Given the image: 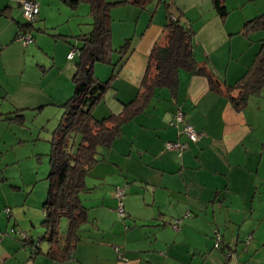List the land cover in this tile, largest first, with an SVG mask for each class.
Here are the masks:
<instances>
[{"label": "crops", "instance_id": "1", "mask_svg": "<svg viewBox=\"0 0 264 264\" xmlns=\"http://www.w3.org/2000/svg\"><path fill=\"white\" fill-rule=\"evenodd\" d=\"M37 1L34 38L24 45L17 40L26 22L21 0H0V264H264L263 125L212 91L208 78L186 70L176 96L163 88L152 98L163 96L169 105L150 109L149 117L146 108L126 123L113 147L104 151V160L87 175L80 195L87 219L72 254L62 260L48 254L49 244L36 238L43 240L45 234L43 204L49 193L42 166L51 151L45 142L51 136V144L62 106L74 95L78 53L73 59L68 54L82 45L80 36L93 30L94 18L86 2L73 7L66 0ZM106 1L115 4L112 53L126 39H132L133 51L95 108L97 118L119 113L136 97L149 55L163 42L171 18L189 21L198 62L225 85L245 75L262 45V32L245 35L243 29L264 14V0H225L231 5L226 18L211 0H150L144 7L132 0ZM116 43L121 44L115 48ZM179 110L201 134L197 142L169 124ZM29 115L39 120L38 135L23 144L31 137L17 130L27 127ZM39 130L47 131L45 138ZM173 141L189 147L180 156L166 149ZM126 184L125 215L120 216L115 191ZM177 219L182 222L175 230ZM67 226L63 220L61 230Z\"/></svg>", "mask_w": 264, "mask_h": 264}, {"label": "trees", "instance_id": "2", "mask_svg": "<svg viewBox=\"0 0 264 264\" xmlns=\"http://www.w3.org/2000/svg\"><path fill=\"white\" fill-rule=\"evenodd\" d=\"M66 1L73 7L83 2L88 3L94 22L93 30L80 36L82 45L77 48L74 95L63 104L62 119L51 140L49 193L43 204V240L48 241V254L58 260L69 257L80 240L78 229L87 219V211L80 195L86 188L87 175L104 160V151L113 147L115 140L123 133V126L147 108L158 89L167 88L176 96L180 73L186 70L208 78L212 91L226 96L237 110H243L249 98L259 94L264 87V14L248 20L243 29L245 35L262 32V45L245 75L233 86L223 84L209 67L198 62L195 54L196 32L187 19L179 16L170 19L164 29L163 42L157 43L152 49L136 97L123 103L119 113L97 118L94 110L113 88L121 67L133 51L132 39H126L115 50L120 57L116 63H112L110 11L115 4L106 0ZM149 1L132 0L131 3L144 7ZM211 1L221 18L229 15L225 0ZM36 21L30 23L26 20L25 24L19 26L18 41L21 33H31L36 29ZM97 63L112 64L113 71L108 79L102 81L97 78ZM63 220L68 222L65 232L61 230ZM27 240L28 237L25 241ZM33 249L36 254L39 246L35 244Z\"/></svg>", "mask_w": 264, "mask_h": 264}, {"label": "built area", "instance_id": "3", "mask_svg": "<svg viewBox=\"0 0 264 264\" xmlns=\"http://www.w3.org/2000/svg\"><path fill=\"white\" fill-rule=\"evenodd\" d=\"M20 6L22 9L23 16L28 22L33 23L38 19L40 13L38 1L21 0ZM19 40L23 42L24 45H28L33 41V36L31 33H21L19 36ZM76 54H77V49H72L68 54V58L73 59ZM169 124L171 126L180 127L179 129L180 135L186 136L188 141L197 142L201 137V134L197 130H195V128L190 123H188L185 120V116L182 110H179L175 113ZM165 145L167 150L176 151L180 156L189 147L187 142H179V141L167 142ZM126 192H127V185L119 186L116 188L115 191V196L118 200L117 212L119 213L120 216L125 215L124 199L127 194ZM8 211L9 209H7V212ZM181 222H182L181 219L175 220L173 224L175 230H178L180 228ZM220 246H221V237L218 235L216 238L215 247L219 249ZM228 256H230V252H227V257Z\"/></svg>", "mask_w": 264, "mask_h": 264}, {"label": "rangeland", "instance_id": "4", "mask_svg": "<svg viewBox=\"0 0 264 264\" xmlns=\"http://www.w3.org/2000/svg\"><path fill=\"white\" fill-rule=\"evenodd\" d=\"M83 7L86 8L87 12L89 11V6L87 4H84ZM230 7H231V5H229V6L227 5V8L228 9ZM237 11L238 10H236V12ZM229 13H230V9H229ZM119 44H121V43L114 44V47L115 48L118 47ZM73 49H75V47H73ZM119 57H120L119 54H117L116 52L114 54L112 53L111 58H112L113 62H116ZM73 64L76 66L75 61H73ZM97 64L98 65L95 67V74H96L97 78L100 79V80H106L108 78V76L112 72V65L109 64V63H97ZM101 69H103L104 72H101ZM98 71L101 72V74H102L101 77L98 75L99 74ZM116 83L117 82H115V84ZM161 90H163V89H159L157 91V93L159 94ZM113 93H115V92L111 91L108 94V96H106L107 97L106 99L108 101H111L112 100L111 97L113 96ZM166 105H169V103L164 99V97L163 96H157L156 95V97L152 100V102L148 105V107L146 109L147 111L149 110V112L146 113V114H144V115L146 117H149L148 115H152L150 109L157 108V110H161L162 108H166ZM245 109L249 112V114L252 113L253 118L256 119L258 122H261V124L263 125L262 128H264V87H263V89L261 90V92L259 94L252 95L249 98L248 104H247V106H246ZM28 122H29V124H27V127L26 128H24V129L23 128H20L19 130H17V134L18 135L23 134V135H27L28 137H31V141L24 142L23 144L32 143L33 142L32 139L34 140L37 137V135H38L37 130L36 131H34V130H35V127H37V124L39 123V120H37L36 117L33 118L32 115H29V121ZM39 132L41 134V138H45L44 135L47 133V131H43V130L40 131L39 130ZM50 135H51V132H50ZM50 138H51V136H50ZM49 139L46 138V142L45 143H47L50 146V149H49V153H50V151H51V144L49 143V141H47ZM20 148H22V147H20ZM15 149L18 150L19 147L17 145H15ZM45 158H46V164H45V166H42V167H44V169L46 170V177H47L50 174V171H51V167H50V157L47 155ZM48 187H49V184H47V188ZM127 187H128V185H127ZM6 212H7V209H6ZM7 215L8 216L10 215L9 214V211L7 212ZM26 237L27 236H24V238H26ZM40 237L41 236L36 235V238H39L38 242L39 241L40 242L41 241H44V243H47L48 244V241L40 240Z\"/></svg>", "mask_w": 264, "mask_h": 264}, {"label": "water", "instance_id": "5", "mask_svg": "<svg viewBox=\"0 0 264 264\" xmlns=\"http://www.w3.org/2000/svg\"><path fill=\"white\" fill-rule=\"evenodd\" d=\"M230 252V251H229ZM231 257V252H230V256H228V258Z\"/></svg>", "mask_w": 264, "mask_h": 264}]
</instances>
